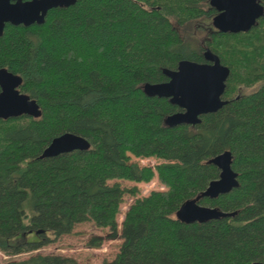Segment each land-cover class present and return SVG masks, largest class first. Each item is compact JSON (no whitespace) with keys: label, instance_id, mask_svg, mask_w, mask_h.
Returning a JSON list of instances; mask_svg holds the SVG:
<instances>
[{"label":"trees","instance_id":"obj_1","mask_svg":"<svg viewBox=\"0 0 264 264\" xmlns=\"http://www.w3.org/2000/svg\"><path fill=\"white\" fill-rule=\"evenodd\" d=\"M216 13L210 0H77L51 8L43 23L6 24L0 67L23 77L20 89L42 114L0 117V252L38 249L90 220L116 235L125 194L139 190L120 179L157 176L166 188L130 204L120 248L100 264L264 261V15L248 31L224 32L212 24ZM203 30L210 37L196 42ZM205 44L231 67L230 101L200 123L169 126L165 117L181 107L142 85L168 79L163 68L183 58L204 61ZM65 131L91 147L42 157ZM226 149L240 183L200 203L236 214L181 221L177 210L219 177L210 158ZM132 155L160 161L140 165ZM0 264L83 263L35 253Z\"/></svg>","mask_w":264,"mask_h":264},{"label":"water","instance_id":"obj_2","mask_svg":"<svg viewBox=\"0 0 264 264\" xmlns=\"http://www.w3.org/2000/svg\"><path fill=\"white\" fill-rule=\"evenodd\" d=\"M77 0H0V36L8 22L30 25L43 23L51 8L69 6ZM217 13L214 26L224 32L248 31L264 15L262 0H210ZM204 61L183 58L176 68L164 67L168 77L163 81H146L143 90L149 96L168 97L182 110L165 117L169 126L197 124L202 114L215 112L227 104L225 98L231 67L222 62L220 55L210 46L204 50ZM23 77L7 67H0V117H17L22 114L41 116L42 109L36 98L20 89ZM90 140L84 135L65 131L55 136L41 156H54L75 149H89ZM220 168L219 177L212 179L197 197L187 199L177 210V217L184 222H204L213 218L233 216L236 211L200 203L203 196L217 197L239 185L238 172L233 168V153L226 149L210 158ZM250 264H264L257 260Z\"/></svg>","mask_w":264,"mask_h":264},{"label":"rangeland","instance_id":"obj_3","mask_svg":"<svg viewBox=\"0 0 264 264\" xmlns=\"http://www.w3.org/2000/svg\"><path fill=\"white\" fill-rule=\"evenodd\" d=\"M202 22H210V20H204ZM193 28H195L194 24L192 25V29ZM198 37L200 40H196V42H201L205 38H209L210 34L208 31L205 32L203 30L199 32ZM205 46L209 45L205 44ZM241 90H244V88L241 87ZM245 90H250V88ZM132 161H135L140 165H155L158 161H160V159L154 156L142 158L132 155ZM120 182L127 187H132L135 185L139 188V190L137 194H125V200L121 205L120 212L118 213L119 228L116 235H112L113 231L110 227L99 226L92 220L84 221L77 223L72 232L63 234L57 240H54L50 244L38 249L11 255L0 252L1 261L6 262L12 258H26L35 253H62L75 257L83 264H100L104 259H112L118 252L123 241L121 236L122 220L130 204L138 196L146 195L152 189L166 188L165 185L160 182L157 176H155L150 181L138 182L129 179H120ZM92 237H100L102 242L99 245H93L90 243Z\"/></svg>","mask_w":264,"mask_h":264},{"label":"flooded vegetation","instance_id":"obj_4","mask_svg":"<svg viewBox=\"0 0 264 264\" xmlns=\"http://www.w3.org/2000/svg\"><path fill=\"white\" fill-rule=\"evenodd\" d=\"M206 47V46H205ZM167 80V79H166ZM180 110H182V108L180 109Z\"/></svg>","mask_w":264,"mask_h":264}]
</instances>
